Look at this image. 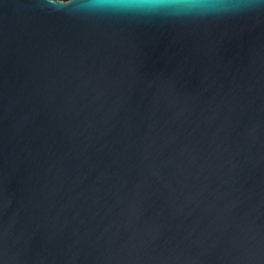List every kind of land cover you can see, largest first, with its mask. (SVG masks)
<instances>
[{
  "label": "water",
  "instance_id": "95a60500",
  "mask_svg": "<svg viewBox=\"0 0 264 264\" xmlns=\"http://www.w3.org/2000/svg\"><path fill=\"white\" fill-rule=\"evenodd\" d=\"M0 264H264V9L0 0Z\"/></svg>",
  "mask_w": 264,
  "mask_h": 264
},
{
  "label": "clouds",
  "instance_id": "9594fccd",
  "mask_svg": "<svg viewBox=\"0 0 264 264\" xmlns=\"http://www.w3.org/2000/svg\"><path fill=\"white\" fill-rule=\"evenodd\" d=\"M42 6L69 16L199 21L264 9V0H42Z\"/></svg>",
  "mask_w": 264,
  "mask_h": 264
}]
</instances>
